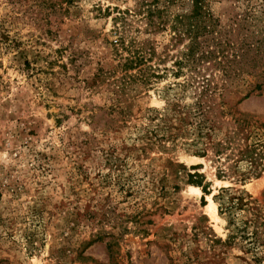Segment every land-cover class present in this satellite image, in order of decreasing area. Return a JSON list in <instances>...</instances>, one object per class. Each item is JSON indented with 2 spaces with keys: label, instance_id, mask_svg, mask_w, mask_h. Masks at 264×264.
I'll return each instance as SVG.
<instances>
[{
  "label": "rangeland",
  "instance_id": "1",
  "mask_svg": "<svg viewBox=\"0 0 264 264\" xmlns=\"http://www.w3.org/2000/svg\"><path fill=\"white\" fill-rule=\"evenodd\" d=\"M206 1L228 73L193 0H0V264H264V0Z\"/></svg>",
  "mask_w": 264,
  "mask_h": 264
},
{
  "label": "trees",
  "instance_id": "2",
  "mask_svg": "<svg viewBox=\"0 0 264 264\" xmlns=\"http://www.w3.org/2000/svg\"><path fill=\"white\" fill-rule=\"evenodd\" d=\"M172 2L173 0H167ZM210 10L207 6L206 0H193V9L189 15L177 16L175 18V25L172 27L174 33L178 31L179 27L182 28L183 34L188 36L190 39V45L188 47V52L185 54L186 61L194 60L196 56L199 55L197 60L212 63V66L216 68H222L224 73H228L231 70L232 65L238 62L236 59L228 60L226 56L228 43L223 46V43L219 42V39L216 37H211L213 35V29L216 26L214 17L210 14ZM180 33V32H178ZM214 48V49H213ZM212 49V50H211ZM227 59L228 63L224 60ZM226 63V64H225ZM209 92L215 93V89H211L210 85L207 84L206 87H203L202 94L207 97ZM203 102H200L198 106L201 111H199L206 122L208 121L206 115L212 114L214 108L213 106H207L203 108ZM204 109V110H203ZM205 122V123H206ZM198 186L199 183L192 182Z\"/></svg>",
  "mask_w": 264,
  "mask_h": 264
},
{
  "label": "bare ground",
  "instance_id": "3",
  "mask_svg": "<svg viewBox=\"0 0 264 264\" xmlns=\"http://www.w3.org/2000/svg\"><path fill=\"white\" fill-rule=\"evenodd\" d=\"M190 188H192V190H194L197 194L199 193V189L198 188H196V187H190ZM209 208L211 209V210H213L214 212H216V209H215V205H214V203H211L210 205H209Z\"/></svg>",
  "mask_w": 264,
  "mask_h": 264
}]
</instances>
